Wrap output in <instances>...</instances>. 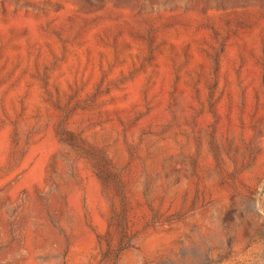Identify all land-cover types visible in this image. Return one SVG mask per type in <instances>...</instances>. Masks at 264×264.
<instances>
[{
	"label": "rangeland",
	"instance_id": "1",
	"mask_svg": "<svg viewBox=\"0 0 264 264\" xmlns=\"http://www.w3.org/2000/svg\"><path fill=\"white\" fill-rule=\"evenodd\" d=\"M0 264H264V0H0Z\"/></svg>",
	"mask_w": 264,
	"mask_h": 264
}]
</instances>
